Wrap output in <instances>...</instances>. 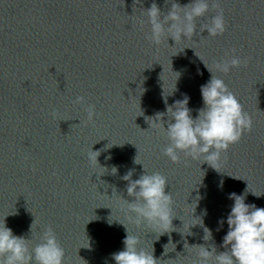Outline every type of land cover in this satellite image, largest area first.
<instances>
[{"label": "water", "instance_id": "water-1", "mask_svg": "<svg viewBox=\"0 0 264 264\" xmlns=\"http://www.w3.org/2000/svg\"><path fill=\"white\" fill-rule=\"evenodd\" d=\"M153 2L164 12L171 6L165 0H0V222L32 244L51 225L65 264H116L112 254L125 247L123 224L156 258L187 264L185 255L194 251L185 242L225 251L231 193L264 208V0H219L223 35L207 36L198 26L193 39L175 44L169 38L158 48L141 23ZM232 49L247 65L217 72L215 62ZM203 62L253 120L252 130L222 154L219 172L202 159L171 162L161 152L166 136L146 120L163 113L167 127V107L185 95L197 116L201 86L212 75ZM78 95L95 105L94 123L80 124L87 114L73 103ZM91 147L103 149L99 166L87 160ZM144 168L167 177L175 201L176 231L159 239L158 231L136 227L121 211L120 197L133 199L123 176L131 171L136 180ZM205 227L212 232L207 241Z\"/></svg>", "mask_w": 264, "mask_h": 264}, {"label": "clouds", "instance_id": "clouds-1", "mask_svg": "<svg viewBox=\"0 0 264 264\" xmlns=\"http://www.w3.org/2000/svg\"><path fill=\"white\" fill-rule=\"evenodd\" d=\"M139 3L140 0H134V4ZM169 3L171 6L166 12L155 2L142 10L147 18L141 23L149 26L145 38L157 48L165 41L168 43L169 38L175 44L182 39H193L197 35L198 26L200 32L206 30L210 37L223 35L227 30L224 10L219 0H191L183 6L176 0H165L166 5ZM210 11L215 14L209 17ZM206 17L208 18L205 22L197 24L198 20ZM204 65L212 75L201 86L203 107L197 110L195 118L188 107L190 98L185 95L183 100L167 107V127L162 119L163 113H158L155 119L146 120L151 129H157L166 136L168 143L161 152L171 162L180 163L182 156L193 160L202 159L201 164L207 163L218 171L222 154H226L231 145L238 143L244 133L252 130L253 120L224 80L205 63ZM246 65L247 59L236 55L235 49H232L229 58L216 61L214 66L217 72L226 75L231 69ZM73 103L81 105L87 114L86 120L80 121V124L86 126L94 123V104H88L82 95L76 96ZM49 115L55 119L57 110L52 109ZM101 151L103 149L93 151L91 147L87 152L90 165L99 166L98 157ZM135 162L140 164L137 160ZM112 171L115 173L117 169L113 168ZM131 177L130 171L123 179L129 182L126 191L133 199L129 201L120 197L123 201L121 211L128 222L138 228H150L153 233L158 231L157 239L165 233L176 231L173 227V219L176 218L173 214L175 201L172 192H166L169 184L167 177L158 171L149 173L145 168L138 179L132 180ZM222 183L221 181V186ZM229 198L234 200V205L226 220L229 230L221 245L225 251L218 252L214 245L209 250L205 245L189 246L185 242V250L194 251V256L185 255L187 264H264V208L246 204L243 195L231 193ZM206 214L205 210L204 215ZM196 218L199 220L197 224L203 225L202 218ZM219 223L222 226L224 220ZM33 225L34 223L31 225V232ZM123 225L127 232L123 240L125 247L112 254L116 264H167V261L176 259L156 258L154 249L148 251L142 247L139 236L132 234L126 224ZM204 232L205 241L212 238L211 230L205 227ZM185 234L191 233L188 231ZM168 245L164 247L163 255L169 253ZM0 264H65V250L51 225L46 226L38 237V242L32 244V238L14 235L3 220L0 222Z\"/></svg>", "mask_w": 264, "mask_h": 264}]
</instances>
